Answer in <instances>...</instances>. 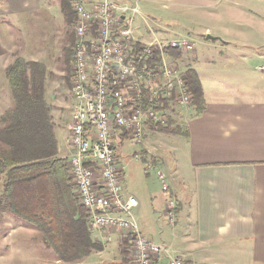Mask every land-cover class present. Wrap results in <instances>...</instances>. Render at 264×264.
<instances>
[{"label": "crops", "instance_id": "0c3cea01", "mask_svg": "<svg viewBox=\"0 0 264 264\" xmlns=\"http://www.w3.org/2000/svg\"><path fill=\"white\" fill-rule=\"evenodd\" d=\"M52 5L66 21L62 0H0V117L14 105L7 68L17 57L46 62L40 50H29L31 41L25 33L33 34V42L46 41L50 33L63 36L61 30L46 31L49 27L41 25L45 21L40 24L43 30L35 29L39 25L34 14L51 11ZM224 10L227 14L215 20L214 31L205 29L207 37L215 40L213 84L207 86L197 69L187 65L201 80L203 111L197 113L195 104L169 110L188 135L176 134L178 138L168 145L174 160L171 169L156 170L168 176L170 193L179 203L175 223L168 221L166 237L156 242L167 247L160 264L175 258L185 264H264V3L236 1ZM65 131L68 136L69 127ZM126 140L118 139L117 145L129 152ZM58 147L63 158L68 147L60 143ZM162 193L158 208L163 218L169 195ZM13 218L18 219L7 213L3 221L13 222ZM20 221L25 227L14 228L20 229L17 233L35 236L31 238L35 242L25 246V264H102L123 258L117 248L122 240L118 234L108 240L107 233L91 230L93 240L105 248L75 263L63 261L46 245L40 230ZM11 230L3 234L6 242L11 241ZM117 251L120 257L115 256ZM0 264H15L14 257L0 254Z\"/></svg>", "mask_w": 264, "mask_h": 264}, {"label": "built area", "instance_id": "2783aa9c", "mask_svg": "<svg viewBox=\"0 0 264 264\" xmlns=\"http://www.w3.org/2000/svg\"><path fill=\"white\" fill-rule=\"evenodd\" d=\"M76 15L71 72L74 99L63 157L78 201L88 210L91 230L111 240L128 239L130 264H160L167 247L139 228L137 196L124 188L118 139L142 143L150 122L167 124L171 108L194 103L187 70L169 54L187 55L196 42L187 37L142 40L135 35L139 0H70ZM169 198L164 215L177 218L179 203L168 176L159 172ZM166 264H185L180 258Z\"/></svg>", "mask_w": 264, "mask_h": 264}, {"label": "rangeland", "instance_id": "374dc122", "mask_svg": "<svg viewBox=\"0 0 264 264\" xmlns=\"http://www.w3.org/2000/svg\"><path fill=\"white\" fill-rule=\"evenodd\" d=\"M236 1L244 4L264 3V0H139L141 11L135 18L137 26L135 35L142 40H151L158 37L166 41L172 38L187 37L195 41L196 48L194 50H190L187 55L183 54L180 59H175L183 69H187V65L195 67L204 83L210 86V84H213L212 68L217 54L215 53L216 49L212 46L215 40L207 37L209 32L206 34L205 29L210 27L214 31L215 20H219V17L224 14L226 15L227 12L224 9H227L230 3H236ZM56 10L53 6L51 11L46 10L34 14L36 15L35 23L39 25L35 29H38V31L39 28L43 30L40 24L45 21V24L41 25L49 27L46 28V31L61 30L62 37L50 33L49 37H46V41L33 42V34L28 36L25 33V38L31 41L28 46L29 50H40L41 59H44L43 61L46 59L43 64H45L44 66H46L49 73L45 93L51 106L54 122L59 125L57 139L60 145L65 146L67 137L65 129L71 123L72 105L74 104L70 91L72 64L75 57L76 34L74 23L76 15L71 9L70 15H65L66 21H64V18ZM37 16H40V18L37 19ZM42 16L43 18H41ZM26 29L27 27H25V32ZM211 36L214 37V34H211ZM39 37L40 39L43 38L41 34ZM60 38L61 41H59ZM234 62L236 65L237 61L234 60ZM251 67H255L254 61H251ZM182 126L184 127L181 123ZM147 127L142 143L127 139L129 152L121 150L118 145V154L120 156L119 160L124 166V184L128 192L135 194L140 202L139 208L135 210L138 226L146 236L155 242H160V238H165L169 229L168 220L165 217L162 218L159 214V197L164 191L161 189L156 170L161 168L165 171L169 167L171 169L174 160L171 155V146L168 145L170 142H174V138L178 137L176 134L153 130L150 126ZM1 194L2 185L0 184V197ZM7 213L0 214V254L14 257L15 264H25V246L31 244L30 241L34 243L35 240L31 238L35 236H26L25 231L17 233L20 229L16 230L14 228L19 227L20 224L25 227V223L20 221V218L19 220L13 218V222L3 221ZM10 230L12 236H8V238L11 241L6 242L3 234L9 235ZM37 234L40 236L38 231ZM114 239L116 240L115 237ZM117 248L119 253L120 251L122 253L125 248L122 240L119 241ZM31 249L34 250V247ZM118 251L115 256L120 257ZM19 261H22V263Z\"/></svg>", "mask_w": 264, "mask_h": 264}, {"label": "trees", "instance_id": "16d2710c", "mask_svg": "<svg viewBox=\"0 0 264 264\" xmlns=\"http://www.w3.org/2000/svg\"><path fill=\"white\" fill-rule=\"evenodd\" d=\"M62 9L70 15L69 0ZM177 59L182 52L170 49ZM42 62L22 57L7 68L14 105L0 117V214L8 212L41 231L44 242L59 259L77 262L102 251L105 244L93 240L88 210L81 205L65 159L59 156V142L51 106L46 96L47 68ZM188 85L197 113L205 107L204 91L198 73L187 70ZM153 130L187 136L169 117L167 124L150 122ZM123 258L102 264H130L128 239Z\"/></svg>", "mask_w": 264, "mask_h": 264}, {"label": "water", "instance_id": "95a60500", "mask_svg": "<svg viewBox=\"0 0 264 264\" xmlns=\"http://www.w3.org/2000/svg\"><path fill=\"white\" fill-rule=\"evenodd\" d=\"M209 37H211V36H209Z\"/></svg>", "mask_w": 264, "mask_h": 264}]
</instances>
